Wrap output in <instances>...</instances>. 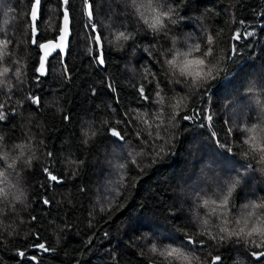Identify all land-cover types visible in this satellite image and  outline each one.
Masks as SVG:
<instances>
[{
    "label": "trees",
    "instance_id": "trees-1",
    "mask_svg": "<svg viewBox=\"0 0 264 264\" xmlns=\"http://www.w3.org/2000/svg\"><path fill=\"white\" fill-rule=\"evenodd\" d=\"M89 2L91 20L84 0H71L68 55L50 56L40 76L31 0H0V40L8 41L0 70L9 69L0 77L6 117L0 120V264H186L168 256L169 248L196 255L200 264L217 255V264H264L252 255L264 251L259 237L221 240L226 234L219 232L238 227L245 204L264 202V165L245 143V129L264 128V0ZM152 8H172L177 23L165 17V30L154 32L145 23ZM62 10L61 0H41L40 43L57 38ZM92 24L103 41L102 66L93 59L99 46ZM118 31L132 34L120 48L109 43ZM236 32L254 35L234 39ZM174 56L191 61V75L169 67ZM209 67L216 78L190 87ZM140 85L149 101L139 98ZM157 91L162 105L155 103ZM89 125L96 134L85 143ZM225 163L234 169L219 166ZM44 167L61 182L50 181ZM234 179L241 184L221 207L224 186ZM21 192L23 203L14 198ZM187 235L197 242L188 244Z\"/></svg>",
    "mask_w": 264,
    "mask_h": 264
},
{
    "label": "snow or ice",
    "instance_id": "snow-or-ice-1",
    "mask_svg": "<svg viewBox=\"0 0 264 264\" xmlns=\"http://www.w3.org/2000/svg\"><path fill=\"white\" fill-rule=\"evenodd\" d=\"M62 3V16H63V27L60 29V35H59V42L58 43H52L51 41H49L48 43H40L39 42V37L36 36V31H37V27L39 24V21L37 19L38 17V13L40 10V6H41V0H31V5H30V23L33 25L32 27V33L33 36L36 37L35 39H33V43L40 49L44 50V56L41 58L40 60V66L39 68L36 70L40 76H44L46 74V68H45V61L48 58L49 52L51 50H55V49H59L61 51H63L69 41V23H70V13H69V9L71 7V0H61ZM85 3V7H86V14L89 17V20L92 19L93 17V4L89 3V0H84ZM133 5L135 6V0H133ZM141 7H149L151 8V4L148 5H141ZM139 10V9H138ZM152 12L154 13L153 15V19L151 20V22H149L148 20H145V23L148 25L149 28H151L154 32H160L165 30V23H164V18L167 17L168 18V22L171 24H176L177 23V19L172 18L173 17V12L174 10L172 8H168L167 11H157L156 8H152ZM262 15H264V13H262ZM241 24L244 23V21H240ZM92 28H95V25L92 24L90 25ZM110 30H111V26ZM242 35H247V36H252L254 35L253 32H247L245 34H242L240 32H236L234 34V39H239L241 38ZM130 38H132V34L131 33H126L125 31H118L115 36H114V40H110L109 43H114L116 45V47L120 48L123 47V42L128 41ZM94 42L96 45H98V49L97 52L98 54L96 56L93 57V59L96 60V63L98 65H104L105 64V57H104V53H103V45H102V38L100 35H94ZM213 42V38L211 36L208 37V44L211 45ZM7 44L8 41L6 40H0V55L3 54L4 49L7 48ZM173 45L175 46V38H173ZM193 48L195 49H199L200 48V44H194L192 45ZM89 53L92 52V49L90 48ZM233 51H235V49H233ZM212 53V49L209 48V52L208 54L211 55ZM179 55L182 56H187L188 53H181ZM191 63V61H188L187 59L184 60H179L177 59L175 56L167 61V64L169 65V67L171 69H173V71H175V69H179L180 74L181 75H191V73L186 72L187 66ZM198 63L203 64L204 62L198 61ZM9 72V69L7 67L3 68L2 70H0V77H4L7 73ZM65 73H67V69H65ZM218 74V72H217ZM216 75H214V71L212 67H209L208 70L203 73V75L201 76L199 73L197 74V78L193 81V84L190 86L194 89L196 88H201L203 87V85L205 83H207L208 80L210 79H215ZM145 79H147V76H145ZM5 81L3 79H0V85H4ZM109 87L111 88L112 85H109ZM264 87V86H262ZM255 89V85L252 86V88L250 90H254ZM113 91H115V89L113 88ZM93 95H95V89L92 90ZM138 92H139V98L143 101H149L150 100V95L146 92L145 90V86L144 85H140L138 88ZM29 99H31L33 104L39 105L40 104V98L36 97V96H32ZM164 101V98L161 96L160 91L156 92V100L155 103H157L158 105H162ZM258 104H260L259 101H257ZM176 108L181 107V102H177L175 105ZM260 107L262 110H264V104H260ZM4 108L3 104H0V110H2ZM6 117L4 115L3 111H0V120H4ZM65 120L69 119L68 116H64L63 117ZM184 120H188L190 119V117H188L187 115L182 117ZM207 120L209 122L212 121L213 117L211 114L207 115ZM105 124H108V121H104ZM117 124L120 123V121L116 122ZM89 131L85 132V136L87 137L85 139V143L89 142V139H91V137L95 136V130L92 129V126L89 125L88 126ZM111 135L113 137H117L120 140H124V136L121 134L120 131H117V129L115 127H111L110 129ZM229 131H231V129H229ZM246 132L250 133L248 140L245 141V143H251V145L253 146V148L255 150H258L260 153L259 156V162L260 164L264 165V147L260 146V141L264 140V128H258L256 126H253L251 128H247L245 129ZM3 136H0V142L3 141ZM230 151V149H229ZM52 153L48 152L47 156L52 157ZM245 155H247V153H245ZM5 159H7V156L4 157ZM28 163H31V161L29 160ZM15 162L13 161V163L9 164V168H13L14 167ZM121 167H123V165H121ZM249 167H251V165H249ZM43 171L47 174V177L50 181L52 182H57L60 183L61 180L58 178L57 175H54L53 172L48 168V167H44ZM4 173H0V176H3ZM241 184V180L240 179H234L231 180L230 182H228L224 187H226V195H223V199L221 200V207H227L229 204V198L233 196V193L236 191L237 187ZM43 187V186H42ZM223 191V188H222ZM0 192H3V189H0ZM15 200L23 203V193H19L17 194L15 197ZM49 200L48 199H44L43 203L44 204H49ZM210 203L209 200H204V204L208 205ZM211 203H215V201H211ZM215 211V209H213ZM33 219H35V217H33ZM236 224L238 225L237 228L233 229V230H229L227 227H221L219 229L220 233H224L226 235H222L220 236V239L223 240L225 238H232V237H236L238 239H244L246 242H254V241H249L248 238L251 237H259V243L256 244L257 247H264V202L261 203H257V202H250L248 204L244 205V214L242 216V218L240 220L236 221ZM203 225L205 227H207L208 225V221L205 220L203 221ZM203 234V233H202ZM207 235L210 236L211 239H216V236H213L211 234V232H207ZM187 242L188 244H195L197 241H194L191 235H187L186 236ZM202 243V241H201ZM39 248L43 249L44 251H47L48 249L45 248L44 244H39ZM152 252H156L157 248L156 245L153 244L152 248H151ZM19 255L21 257H23L25 255V253L21 252L19 253ZM167 255L168 256H175L178 259H182L183 261L186 262V264H200L199 262V257H197L196 255L192 254H186L183 251H181V249L179 248H169L167 251ZM253 256H260V257H264V251L260 252V253H256L253 252L252 253ZM33 260L36 259V257H32ZM221 261V257L220 256H215L212 258V264H217V262Z\"/></svg>",
    "mask_w": 264,
    "mask_h": 264
},
{
    "label": "water",
    "instance_id": "water-1",
    "mask_svg": "<svg viewBox=\"0 0 264 264\" xmlns=\"http://www.w3.org/2000/svg\"><path fill=\"white\" fill-rule=\"evenodd\" d=\"M89 3H91V2H89ZM39 13H40V10H39ZM39 13H38V17H39ZM38 17H37V19H38ZM71 26H72V21H71V18H70V23H69V41H70V37H71V33H72ZM62 27H63V19H62V23H61V28ZM94 31L96 32V35H100L99 32L97 31L96 27L94 28ZM59 35H60V33H59ZM59 35L57 36L56 39L47 40V41H45L43 43H48L49 41H51L52 43H58L59 42ZM102 45H103V41H102ZM69 48H70V42L68 43L67 47L63 51H61L59 49L51 50L49 52L47 60L49 59L50 56L54 55L56 52L59 51L61 53V55H62L63 61H65V59H66V57L68 55V52H69ZM43 56H44V50L41 49V58ZM41 58H40V60H41ZM47 60L45 61V68H47ZM39 66H40V64H39ZM46 71H47V69H46Z\"/></svg>",
    "mask_w": 264,
    "mask_h": 264
},
{
    "label": "rangeland",
    "instance_id": "rangeland-1",
    "mask_svg": "<svg viewBox=\"0 0 264 264\" xmlns=\"http://www.w3.org/2000/svg\"><path fill=\"white\" fill-rule=\"evenodd\" d=\"M123 149H124V147H123ZM219 166L225 168V170H227V169H229V170L234 169V167H232L231 164H227V163H225V164H219ZM213 197H215L217 199V195H213ZM210 205H212V204H210Z\"/></svg>",
    "mask_w": 264,
    "mask_h": 264
}]
</instances>
